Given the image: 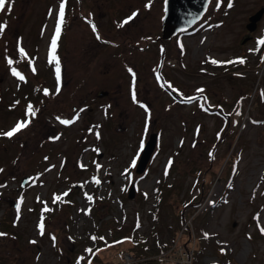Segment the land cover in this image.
<instances>
[{"label":"rangeland","instance_id":"obj_1","mask_svg":"<svg viewBox=\"0 0 264 264\" xmlns=\"http://www.w3.org/2000/svg\"><path fill=\"white\" fill-rule=\"evenodd\" d=\"M165 3L0 11V264H176L189 236L195 264H264V0H211L170 39Z\"/></svg>","mask_w":264,"mask_h":264},{"label":"water","instance_id":"obj_2","mask_svg":"<svg viewBox=\"0 0 264 264\" xmlns=\"http://www.w3.org/2000/svg\"><path fill=\"white\" fill-rule=\"evenodd\" d=\"M210 3L211 0H166L165 15L163 19V38L170 39L179 32L193 27L204 17ZM263 15L264 9L251 16L249 23L247 24V29L253 31ZM158 138V133H153L144 145L137 164L136 172L138 174H141L146 170L155 151ZM28 180L29 179H24L22 184L24 185ZM135 191L136 187L135 185H132L129 195L130 198L134 197ZM11 204L16 207L17 202L12 201Z\"/></svg>","mask_w":264,"mask_h":264},{"label":"snow or ice","instance_id":"obj_3","mask_svg":"<svg viewBox=\"0 0 264 264\" xmlns=\"http://www.w3.org/2000/svg\"><path fill=\"white\" fill-rule=\"evenodd\" d=\"M9 2H10V0H0V11H3L5 9L6 4H8ZM64 10H65V6L62 3L61 6H60V10H59V21H60V24L63 23ZM133 16H135V13L133 14ZM129 19H131V18H129ZM127 22L128 21H125V23H127ZM5 27H6V25H0V33L3 32ZM59 36H60V27H57V29H56V38L53 39L52 45H51L52 58L57 61V72H59V66H58L59 62H58V59H57V57L55 55V52H56V47H57V39L59 38ZM261 43L264 44V41H261ZM20 51L23 52V49H21ZM240 62H243V61L241 60ZM9 63H11V61H9ZM212 63H218V62L213 60ZM129 71H131V69ZM14 74L19 75V73H16L15 70H14ZM133 75L135 76L134 73H133ZM20 78L23 79L22 76ZM201 91H203V90H201ZM133 95L135 97V93H133ZM29 112L32 113L31 106H29ZM63 123H70V121H63ZM24 127H27V123L22 121V122L18 123L11 131H9L7 133H4V135H7V136L11 137L12 135H14L16 132L20 131ZM97 183H99V181H97ZM65 195H67V193H65ZM60 199L61 198L59 196L55 197V200H60ZM89 199H91V197H89ZM44 211H50V209L45 207ZM40 228H41V233L43 234V228H44L43 221H41V223H40ZM261 232H264V227L261 228ZM0 235H4V233H0ZM205 238H208V234L207 233H205ZM92 239L95 240L97 238L96 237H92ZM100 239H103V237H101ZM33 243H35V242L33 241ZM87 251L89 253L93 252L92 249H88ZM222 251H223V249H222ZM89 264H91V261H89Z\"/></svg>","mask_w":264,"mask_h":264},{"label":"built area","instance_id":"obj_4","mask_svg":"<svg viewBox=\"0 0 264 264\" xmlns=\"http://www.w3.org/2000/svg\"><path fill=\"white\" fill-rule=\"evenodd\" d=\"M195 256L196 245L192 243L189 247H180L173 256V261H175L176 264H195ZM171 258H166L165 261H170Z\"/></svg>","mask_w":264,"mask_h":264},{"label":"trees","instance_id":"obj_5","mask_svg":"<svg viewBox=\"0 0 264 264\" xmlns=\"http://www.w3.org/2000/svg\"><path fill=\"white\" fill-rule=\"evenodd\" d=\"M258 122L259 123H264V119H259L258 120ZM192 243H195V245H196V241H195V238L193 239L191 236H189L188 238H187V240L186 241H184V244H181L182 245V247H189ZM174 255V254H173Z\"/></svg>","mask_w":264,"mask_h":264},{"label":"flooded vegetation","instance_id":"obj_6","mask_svg":"<svg viewBox=\"0 0 264 264\" xmlns=\"http://www.w3.org/2000/svg\"><path fill=\"white\" fill-rule=\"evenodd\" d=\"M181 32H182V31H181ZM181 32H179V33H181ZM179 33H178V34H179ZM178 34H177V35H178ZM98 37H99V38H98ZM97 38H98V41H100V42H104V40H103V38H102V36H101L100 34L97 36Z\"/></svg>","mask_w":264,"mask_h":264}]
</instances>
